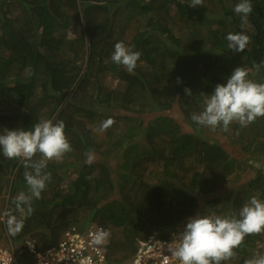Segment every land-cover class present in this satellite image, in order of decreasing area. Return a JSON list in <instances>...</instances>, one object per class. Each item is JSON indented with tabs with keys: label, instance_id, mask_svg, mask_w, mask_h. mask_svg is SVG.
<instances>
[{
	"label": "trees",
	"instance_id": "trees-1",
	"mask_svg": "<svg viewBox=\"0 0 264 264\" xmlns=\"http://www.w3.org/2000/svg\"><path fill=\"white\" fill-rule=\"evenodd\" d=\"M190 2L0 0V134L62 120L72 146L62 160L47 162L51 180L31 199L30 215L16 208L21 192L31 196L24 165L0 150V195L10 191L7 220H23L18 233L8 231L15 241L30 238L45 252L69 228L89 224L110 235L130 225L146 234L143 240L169 238L195 218L201 199L206 215L221 218L238 217L253 196L264 202L263 172L237 179L246 157L264 169V117L247 126L233 122L227 131L191 120L204 109L201 95L226 84L238 65L264 83V0H251L243 26L234 11L240 0H203L195 8ZM229 33L249 37L244 52L228 48ZM117 42L142 54L134 74L112 61ZM108 119L114 123L102 131ZM88 152L114 159L117 174L104 162L88 163ZM130 242L115 247L108 240L109 260L127 264L139 241ZM263 244L264 231L248 235L221 264H245Z\"/></svg>",
	"mask_w": 264,
	"mask_h": 264
},
{
	"label": "clouds",
	"instance_id": "clouds-1",
	"mask_svg": "<svg viewBox=\"0 0 264 264\" xmlns=\"http://www.w3.org/2000/svg\"><path fill=\"white\" fill-rule=\"evenodd\" d=\"M189 6H204L203 0H191ZM234 11L241 17L243 26L253 11L251 0H240ZM226 39L228 48L235 52H244L249 42V37L243 33H229ZM141 55L139 51H133L123 42H117L111 59L134 74ZM261 66L262 64L254 65L257 71ZM185 92L189 96L192 95L190 89H185ZM201 96L204 97V109L191 116V120L199 126L213 129L222 127L227 131L233 122L247 126L258 117H264V83L248 79V72L244 67L234 69L227 83L216 85L213 94ZM113 123L112 119L104 121L101 130H107ZM65 127L62 120L54 123L51 119H42L35 123L31 130H5L0 134V150L3 156L7 159L19 158L25 168L23 175L31 196H26L23 192L19 194L16 208L21 215L31 214V199H39L46 188V182L51 180V173L44 171L47 162L62 160L66 153L72 151ZM37 154L40 156L38 160L34 159ZM86 155L88 163H91L93 154L88 152ZM8 194L10 200L9 190L4 195ZM22 205L29 206L25 210ZM22 227V219L18 220L16 216L9 215L7 228L11 235L18 233ZM262 231L264 202L253 196L242 207L238 217L201 215L190 218L180 232L179 240L169 244V251L179 264H221L222 261L235 256L234 250L240 247L246 236ZM107 236L108 233L100 232L94 242L101 244ZM245 264H264V254H255L247 259Z\"/></svg>",
	"mask_w": 264,
	"mask_h": 264
},
{
	"label": "built area",
	"instance_id": "built-area-1",
	"mask_svg": "<svg viewBox=\"0 0 264 264\" xmlns=\"http://www.w3.org/2000/svg\"><path fill=\"white\" fill-rule=\"evenodd\" d=\"M9 201V194L0 195V264H116L109 260L106 253L110 233L96 224L69 228L57 246L45 252L39 251L30 238L15 241L7 228ZM100 232H106L108 236L103 243L96 244L95 237ZM179 234L169 238L153 235L147 240H140L136 254L127 264H179L169 251V244L178 241ZM25 253L33 259L21 260Z\"/></svg>",
	"mask_w": 264,
	"mask_h": 264
},
{
	"label": "rangeland",
	"instance_id": "rangeland-1",
	"mask_svg": "<svg viewBox=\"0 0 264 264\" xmlns=\"http://www.w3.org/2000/svg\"><path fill=\"white\" fill-rule=\"evenodd\" d=\"M73 29L76 31V33H78L77 26H74ZM237 67H242V66L238 65ZM243 67L246 69L245 66H243ZM73 98L76 100L81 99V97L78 95H74ZM239 149H240V147L238 145H235L232 149V151H235L234 155L236 157L240 156ZM93 157H94L93 161H101V162H104L105 164H107L111 168V170H113L114 176L117 174L118 167H117V163L114 161V159L108 160L106 158L104 159V158H101V157L96 156V155H93ZM242 161H244L243 163L246 166V168H245L246 172L245 173H238L237 179H239V180L242 179L243 181L247 182L250 179H252L253 177L261 176L262 172L264 173V169L260 166L261 163L259 162V159H256V158L250 159L249 157H246V158L242 159ZM6 189H7L6 191H8L9 188L6 187ZM203 202L204 201L201 199V207L199 208V212L195 217L201 216V215H206L205 208L202 206ZM112 233H113V235H110L108 240H109V242L112 238L114 240H116L117 245L115 247H120V246H124L128 243H131L130 238L137 240V241H140V240L144 239V237H146V234H141L138 231L137 226L131 227L130 225H127L126 227L118 229L117 231H114ZM125 234H127L129 237H125ZM257 253L264 254V244H263V246H261L259 249L256 250V254Z\"/></svg>",
	"mask_w": 264,
	"mask_h": 264
},
{
	"label": "crops",
	"instance_id": "crops-1",
	"mask_svg": "<svg viewBox=\"0 0 264 264\" xmlns=\"http://www.w3.org/2000/svg\"><path fill=\"white\" fill-rule=\"evenodd\" d=\"M73 27H74V26H71V28H73ZM73 32L76 33L75 30H74ZM79 32H80V29L78 28V33H79ZM71 34H72V33H71ZM72 35H73V34H72ZM112 83L115 84L114 81H112ZM74 95H78V96H80V97L82 98L81 94H79V93L73 94V96H74ZM73 96H72V97H73Z\"/></svg>",
	"mask_w": 264,
	"mask_h": 264
}]
</instances>
